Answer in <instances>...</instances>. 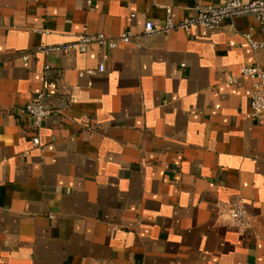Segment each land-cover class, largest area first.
I'll return each instance as SVG.
<instances>
[{"label": "crops", "instance_id": "1", "mask_svg": "<svg viewBox=\"0 0 264 264\" xmlns=\"http://www.w3.org/2000/svg\"><path fill=\"white\" fill-rule=\"evenodd\" d=\"M198 2L222 0H0V264H264V119L238 75L264 69L259 22L142 33ZM82 25L132 36L35 51ZM39 91L41 148L18 112Z\"/></svg>", "mask_w": 264, "mask_h": 264}, {"label": "built area", "instance_id": "2", "mask_svg": "<svg viewBox=\"0 0 264 264\" xmlns=\"http://www.w3.org/2000/svg\"><path fill=\"white\" fill-rule=\"evenodd\" d=\"M193 14L179 19L172 17V9L165 8L164 20L161 23L146 21L143 25V34L164 33L171 29H182L195 25L206 28H215L223 20L232 19L235 16H253L261 26V38L256 40L249 36V43L254 50L264 49V0H222L219 5L198 2ZM44 34L48 31H42ZM132 32L128 29L118 32L112 36H106L103 32H89L86 25H82L78 32L68 33L67 39L61 42H48L38 44L34 49L37 52L50 53L56 51L76 50L85 52L89 46H107L115 48L130 40ZM48 67V65H46ZM103 69L102 64L98 66ZM239 76H246L251 80L250 111L252 119H264V69L253 64L240 66ZM237 76L228 75L227 82L236 81ZM44 91L37 92L33 98L27 100L20 106L18 112L28 118L32 128V144L40 147L38 129L50 114L49 107L44 102ZM69 101V100H68ZM69 108V106L67 107ZM225 218L231 221L239 229L246 227L248 223V212L246 204L237 201L232 204H225L222 208Z\"/></svg>", "mask_w": 264, "mask_h": 264}]
</instances>
